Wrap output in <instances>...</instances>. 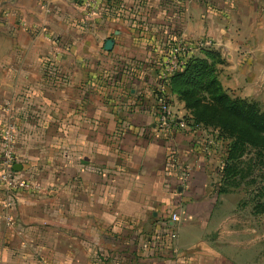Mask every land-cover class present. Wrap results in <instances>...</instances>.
<instances>
[{"label": "crops", "instance_id": "crops-1", "mask_svg": "<svg viewBox=\"0 0 264 264\" xmlns=\"http://www.w3.org/2000/svg\"><path fill=\"white\" fill-rule=\"evenodd\" d=\"M178 39L210 40L241 97L264 100V0H105L92 18L77 0H0V127L16 128L13 176L42 187L15 224L0 216V264H264V222L218 192L211 129L155 126Z\"/></svg>", "mask_w": 264, "mask_h": 264}, {"label": "trees", "instance_id": "trees-1", "mask_svg": "<svg viewBox=\"0 0 264 264\" xmlns=\"http://www.w3.org/2000/svg\"><path fill=\"white\" fill-rule=\"evenodd\" d=\"M203 63L205 61L198 57L189 59L182 70L168 78L165 88L168 96L169 92H176L184 102V109L188 111L184 117L187 126L209 128L216 132V140L223 141L218 192H226L241 185L236 178L243 171L242 165H245V169L253 168V158L248 156L251 148L255 149V156H264V112L254 102L230 99L222 93L214 96L222 105L220 109L202 104L200 97L194 94L191 83L198 82V77H194L193 73ZM245 174L243 172L242 177ZM261 183L254 195L257 212H264V181Z\"/></svg>", "mask_w": 264, "mask_h": 264}, {"label": "built area", "instance_id": "built-area-1", "mask_svg": "<svg viewBox=\"0 0 264 264\" xmlns=\"http://www.w3.org/2000/svg\"><path fill=\"white\" fill-rule=\"evenodd\" d=\"M104 0H77L82 7L87 18L98 15L101 11ZM194 39H178L170 47L162 60L159 68L157 88L155 92V126L159 130H167L172 126L184 128L187 126L184 117L178 118L173 112L170 100L166 92L165 82L168 78L182 70L193 52L199 46H208L209 42ZM8 105L6 110H8ZM17 162L16 153V128L8 120L0 127V216L8 226L15 224L16 219L13 208L18 198L23 194L38 193L41 185L38 181L29 177L13 176V166ZM221 166V163L220 165ZM172 221L178 220L176 214H171ZM171 238L176 237V232L172 230L169 234Z\"/></svg>", "mask_w": 264, "mask_h": 264}, {"label": "rangeland", "instance_id": "rangeland-1", "mask_svg": "<svg viewBox=\"0 0 264 264\" xmlns=\"http://www.w3.org/2000/svg\"><path fill=\"white\" fill-rule=\"evenodd\" d=\"M196 41H208V46H199L192 54L191 58L198 57L203 59L205 63L201 65L198 70L194 71V77H198V82L191 83L194 94L199 96L201 99V103L206 106H216L218 109L222 107L221 103L214 98V96L218 93H222L230 99H245L249 102L256 103L258 109L264 112V100H253L248 98H242L240 95L239 87L235 86L233 80V71L234 65H228L229 59L226 58L218 48L213 46V43L208 39H194ZM193 40V41H194ZM232 59V55H231ZM159 78L157 77V82ZM219 89H218V88ZM169 92V90H168ZM169 95L175 98L177 103L182 105L184 109V102L178 98V94L173 92ZM175 111L179 112L180 109L178 105L175 103L174 107ZM185 110V109H184ZM188 112L187 110H185ZM209 111V110H208ZM180 113V112H179ZM207 134L209 138L211 137L213 140V145L218 146L219 154H221V146L223 147V141L218 139L215 141L216 132L213 130H208ZM224 149V147H223ZM250 149V147H248ZM247 149V150H248ZM255 149L251 148L248 156H252L254 166L250 169H245V165H242L243 169L242 173H246L242 177V173L238 174L236 179H239L241 185L237 187H233L230 191H238L241 192L242 198L239 201V207L241 211V215H243V219L249 216L254 217V220L258 223L264 222V212H257L255 209L256 202L254 200V195L256 191L261 186V181H264V156H255ZM257 189V190H256ZM245 220V219H244ZM259 232L264 233V228L262 227Z\"/></svg>", "mask_w": 264, "mask_h": 264}, {"label": "water", "instance_id": "water-1", "mask_svg": "<svg viewBox=\"0 0 264 264\" xmlns=\"http://www.w3.org/2000/svg\"><path fill=\"white\" fill-rule=\"evenodd\" d=\"M112 46H113V40L110 39V38L106 39L105 42H104V45H103L104 50L109 51V50L112 49ZM16 166H19V165H14V168Z\"/></svg>", "mask_w": 264, "mask_h": 264}]
</instances>
